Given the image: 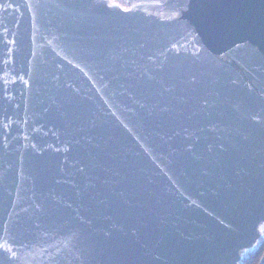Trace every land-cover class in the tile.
Wrapping results in <instances>:
<instances>
[{
  "label": "water",
  "instance_id": "water-1",
  "mask_svg": "<svg viewBox=\"0 0 264 264\" xmlns=\"http://www.w3.org/2000/svg\"><path fill=\"white\" fill-rule=\"evenodd\" d=\"M263 237L264 0H0V264Z\"/></svg>",
  "mask_w": 264,
  "mask_h": 264
},
{
  "label": "trees",
  "instance_id": "trees-1",
  "mask_svg": "<svg viewBox=\"0 0 264 264\" xmlns=\"http://www.w3.org/2000/svg\"><path fill=\"white\" fill-rule=\"evenodd\" d=\"M264 254V237L254 250L248 252L240 264H259Z\"/></svg>",
  "mask_w": 264,
  "mask_h": 264
},
{
  "label": "flooded vegetation",
  "instance_id": "flooded-vegetation-1",
  "mask_svg": "<svg viewBox=\"0 0 264 264\" xmlns=\"http://www.w3.org/2000/svg\"><path fill=\"white\" fill-rule=\"evenodd\" d=\"M113 2H115V3H120V2H122V0H112Z\"/></svg>",
  "mask_w": 264,
  "mask_h": 264
}]
</instances>
